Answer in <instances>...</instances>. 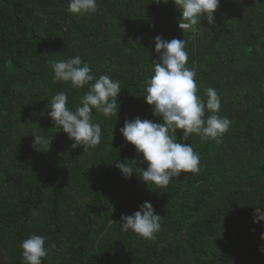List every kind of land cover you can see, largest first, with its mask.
<instances>
[{
  "label": "trees",
  "instance_id": "trees-1",
  "mask_svg": "<svg viewBox=\"0 0 264 264\" xmlns=\"http://www.w3.org/2000/svg\"><path fill=\"white\" fill-rule=\"evenodd\" d=\"M69 0H0V264H23L20 244L31 235L52 244L42 264H264V0H221L215 24L178 29L169 2L98 0V11L76 16ZM185 39L198 95H221L231 121L219 143L192 137L198 174L181 173L166 188L149 187L137 171L125 179L117 161L146 168L120 127L154 117L143 97L152 75L155 36ZM80 56L98 77L121 83L117 119L93 112L102 128L95 148L73 141L50 118L59 91L75 109L86 89L54 80V61ZM209 113L206 112V117ZM50 139L34 143L37 130ZM177 142L182 130L177 131ZM151 202L161 216L155 241L119 227L121 216ZM113 221V222H112Z\"/></svg>",
  "mask_w": 264,
  "mask_h": 264
},
{
  "label": "clouds",
  "instance_id": "clouds-1",
  "mask_svg": "<svg viewBox=\"0 0 264 264\" xmlns=\"http://www.w3.org/2000/svg\"><path fill=\"white\" fill-rule=\"evenodd\" d=\"M157 4L173 3L180 12L179 28L197 31L204 20L208 25L215 24V13L221 0H154ZM68 11L76 16L92 15L98 11V0H69ZM154 51L158 54L152 61V75L145 83L146 95L142 96L150 106L152 115L160 118L156 123L150 119L136 116L125 119L119 132L125 142L134 146L137 155L142 157L146 168L137 166L135 159L131 164L117 161L115 167L125 179L139 171L140 180L148 187L166 188L173 178L181 173L198 174L201 171L200 156L191 143H183L192 137L201 140L220 139L229 131L231 121L221 116V95L213 87L204 89L205 98L198 93L196 71L187 66L189 54L185 39L165 40L157 35L153 38ZM54 80L70 85L74 89H86L80 106L74 110L68 107V95L57 92L51 99V107L46 112L33 113L34 116L50 118L53 125L67 134L73 141L72 148H95L101 142L102 128L93 122V112L100 113L105 119L115 117L120 108L118 95L121 83L108 74L98 77L87 62L80 56L69 57L52 63ZM206 112L209 113L206 117ZM32 134L34 143L43 150L50 148V139L39 133L38 123ZM182 130L181 142H177V131ZM131 215L121 216L119 227L122 231H132L146 241H155L161 231V216L155 213L151 202L145 201ZM264 221V208H254L253 223ZM113 222V221H112ZM260 239L264 241V233ZM46 245V237L31 235L20 244L23 264H42L52 244ZM264 251V249H262Z\"/></svg>",
  "mask_w": 264,
  "mask_h": 264
},
{
  "label": "built area",
  "instance_id": "built-area-1",
  "mask_svg": "<svg viewBox=\"0 0 264 264\" xmlns=\"http://www.w3.org/2000/svg\"><path fill=\"white\" fill-rule=\"evenodd\" d=\"M178 29L181 30V31H188V30H182V29H180L179 26H178Z\"/></svg>",
  "mask_w": 264,
  "mask_h": 264
}]
</instances>
